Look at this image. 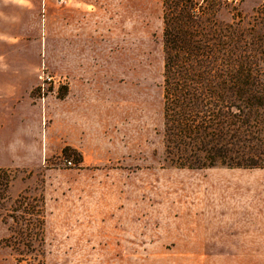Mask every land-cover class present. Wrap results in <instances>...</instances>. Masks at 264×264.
<instances>
[{
  "label": "rangeland",
  "instance_id": "rangeland-1",
  "mask_svg": "<svg viewBox=\"0 0 264 264\" xmlns=\"http://www.w3.org/2000/svg\"><path fill=\"white\" fill-rule=\"evenodd\" d=\"M163 1L60 5L92 34L93 52L86 68L31 70L41 124L38 112L23 137L0 132V264H264V161L189 169L166 153ZM191 1L190 32L241 17L264 65V2ZM41 29L32 22L35 64Z\"/></svg>",
  "mask_w": 264,
  "mask_h": 264
},
{
  "label": "trees",
  "instance_id": "trees-1",
  "mask_svg": "<svg viewBox=\"0 0 264 264\" xmlns=\"http://www.w3.org/2000/svg\"><path fill=\"white\" fill-rule=\"evenodd\" d=\"M192 3L163 1L166 153L179 168H260L264 65L247 47L241 17L224 26L206 19L190 32Z\"/></svg>",
  "mask_w": 264,
  "mask_h": 264
},
{
  "label": "crops",
  "instance_id": "crops-1",
  "mask_svg": "<svg viewBox=\"0 0 264 264\" xmlns=\"http://www.w3.org/2000/svg\"><path fill=\"white\" fill-rule=\"evenodd\" d=\"M244 2L251 7L263 3L264 0ZM60 5L62 3L59 0H0V43L4 44L0 51L2 54L0 69L6 70L4 74L9 76L0 79V132L8 129L13 132V127L17 126L21 128L19 131L23 132L21 134L23 137L25 131L28 134L30 123L38 112L41 124L43 118L41 106L33 104L30 97L33 89L30 84L31 70L42 67L82 69L89 65L93 52V36L88 31L78 29L75 23L78 22L77 13L75 15L73 11L66 13ZM88 19L90 20L89 15L85 20ZM33 21L42 24L41 55L44 50L45 57L40 64L32 63L30 59L34 56L27 52L31 37L34 36L30 30ZM63 22L70 27L67 32L62 31ZM51 32L48 53L46 38ZM3 84H7L5 88L1 87ZM72 105L73 103H70V108ZM28 138L26 135V139ZM23 154L24 144L21 155Z\"/></svg>",
  "mask_w": 264,
  "mask_h": 264
},
{
  "label": "built area",
  "instance_id": "built-area-1",
  "mask_svg": "<svg viewBox=\"0 0 264 264\" xmlns=\"http://www.w3.org/2000/svg\"><path fill=\"white\" fill-rule=\"evenodd\" d=\"M65 0H59V2H61V3H63ZM228 3H237V0H226ZM42 79V83H47V84H49V83H51V81H52V78L50 77V76H46V77H44V78H41ZM67 165L68 166H71L72 165V162L71 161H69V162H67Z\"/></svg>",
  "mask_w": 264,
  "mask_h": 264
}]
</instances>
